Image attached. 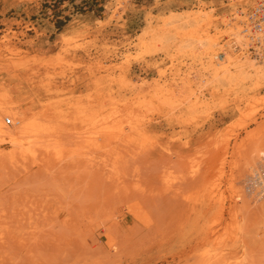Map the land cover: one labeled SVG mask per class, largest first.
I'll list each match as a JSON object with an SVG mask.
<instances>
[{
  "label": "rangeland",
  "instance_id": "374dc122",
  "mask_svg": "<svg viewBox=\"0 0 264 264\" xmlns=\"http://www.w3.org/2000/svg\"><path fill=\"white\" fill-rule=\"evenodd\" d=\"M237 1L107 0L57 30L43 0H0V264H264V193L246 189L264 83L207 85L208 111L165 114L171 95L154 87L176 65L194 89L201 65L142 52L138 37L203 8L193 32L224 42L223 19L254 0Z\"/></svg>",
  "mask_w": 264,
  "mask_h": 264
},
{
  "label": "bare ground",
  "instance_id": "6f19581e",
  "mask_svg": "<svg viewBox=\"0 0 264 264\" xmlns=\"http://www.w3.org/2000/svg\"><path fill=\"white\" fill-rule=\"evenodd\" d=\"M245 1L249 2L252 0ZM252 5H254V1ZM251 7L246 13L245 8H235L230 15H226L225 18L223 17L224 19L222 18L225 26V35L227 36V40L224 42H220L217 36L215 37L211 34L208 30L210 27H206V29L200 28L201 32L199 31V34L193 32V29L197 28L198 30V27H203L206 24L207 16L211 11L203 8L170 11L160 17L161 20L158 24H147L142 28L138 33L142 52L163 51L173 61L177 57L188 56L201 65L197 72L202 78L203 84L196 87L194 85V89L189 88L192 81L185 76V74H188L186 72L184 79L182 78L181 82L177 83L176 75L180 74V70L175 67L176 65L170 68L172 77L168 80L164 79V81L168 82H162L157 84L159 86L154 87L153 94L155 96H164L169 93L171 96L180 97L181 101L178 104L175 103V98L172 99L171 96L170 98L167 97V99L163 98L162 105L167 109L165 114H172L177 110L179 116L189 117L194 115L200 106H202L200 109H203V111H208V103L203 101V87L207 85L213 86L216 91L226 89L245 92L251 85L253 86L252 88H255L259 84L264 83V53L263 49L261 50L264 43V30L259 29L260 27L254 24L252 19H249ZM215 28L216 26H214ZM251 48H254V51ZM159 72L161 75L163 74L162 71ZM120 83L123 84L124 82L122 83L120 80ZM174 83L178 85L175 84L172 87ZM183 102L185 104L180 109ZM202 113L204 114V112ZM256 151L260 160L257 158L253 159L256 164L253 167L254 171H256L255 174L259 173L257 171L261 173L264 168V163L261 162L264 157V150L258 148ZM210 231L209 229L208 234Z\"/></svg>",
  "mask_w": 264,
  "mask_h": 264
},
{
  "label": "trees",
  "instance_id": "16d2710c",
  "mask_svg": "<svg viewBox=\"0 0 264 264\" xmlns=\"http://www.w3.org/2000/svg\"><path fill=\"white\" fill-rule=\"evenodd\" d=\"M107 0H43V9H51L55 19L57 30L71 19L73 15L91 12L100 16L104 11V5ZM63 3H67L64 9H60ZM70 9L69 14L63 13V10Z\"/></svg>",
  "mask_w": 264,
  "mask_h": 264
},
{
  "label": "built area",
  "instance_id": "2783aa9c",
  "mask_svg": "<svg viewBox=\"0 0 264 264\" xmlns=\"http://www.w3.org/2000/svg\"><path fill=\"white\" fill-rule=\"evenodd\" d=\"M251 15L249 19H252L254 24H257L259 29L264 30V0H254V5L251 7ZM251 20V21H252ZM258 44L260 45V42L258 41ZM263 49L264 53V43L262 44L261 50ZM251 50L254 51V48H251ZM4 122L6 124L11 123V119L9 116H6L4 118ZM263 173V172H262ZM260 173H256L254 175H251L247 179L246 189L249 192H253L256 187L259 188L256 194L264 193V180L262 182V178H264V175L262 174L261 177L259 176Z\"/></svg>",
  "mask_w": 264,
  "mask_h": 264
}]
</instances>
